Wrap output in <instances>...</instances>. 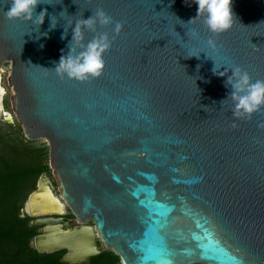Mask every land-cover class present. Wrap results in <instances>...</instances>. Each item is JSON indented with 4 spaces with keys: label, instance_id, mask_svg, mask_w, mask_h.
<instances>
[{
    "label": "water",
    "instance_id": "obj_1",
    "mask_svg": "<svg viewBox=\"0 0 264 264\" xmlns=\"http://www.w3.org/2000/svg\"><path fill=\"white\" fill-rule=\"evenodd\" d=\"M9 3L0 0V63L11 62L27 137L49 140L61 193L42 176L26 201L43 225L36 249L67 248L76 263L99 253V236L123 264H263L264 107L234 118L212 68L264 80V0H233L237 22L219 35L202 18L179 24L196 15L190 0H42L37 13L67 12L52 31L46 17L39 38L37 25L5 17ZM98 9L123 26L85 31V43L104 32L112 41L101 75L61 78L51 68L68 51L63 22ZM67 207L74 224L95 226L63 228Z\"/></svg>",
    "mask_w": 264,
    "mask_h": 264
},
{
    "label": "clouds",
    "instance_id": "obj_2",
    "mask_svg": "<svg viewBox=\"0 0 264 264\" xmlns=\"http://www.w3.org/2000/svg\"><path fill=\"white\" fill-rule=\"evenodd\" d=\"M41 3L42 0H10L4 15L10 20L21 19L37 25V38L39 36H47L48 31L57 28L58 24L63 20L62 14L67 11H61L58 15L61 19L54 20L57 15L49 16L47 8H42L38 13L36 12L37 6ZM190 3H194L197 6L196 15L187 22L176 17L182 26L202 18V22L208 31L213 35H219L230 30L234 23L237 22L232 9L233 0H190ZM46 17L49 18V28L48 31L41 33L40 28L44 24ZM97 25L102 27L112 25V31L116 34H119L123 27L118 21L113 24L112 17L103 9H98L95 14H92L87 19L81 18L63 22L61 39L67 38L69 30H71V39L67 44L68 51L65 53L62 50L59 60L54 62V67L51 68L58 76L85 81L89 77L95 78L101 75L104 68L103 55L111 47L112 41L108 33L104 32L94 36L85 43V31L95 32ZM208 43L214 47L213 40L209 39ZM185 57L199 58L200 53L199 55L191 54ZM222 66H217L214 61L212 68L214 75L226 77L224 87L230 89L228 95L220 101L221 106L230 100L234 118H250L253 113L264 107V80L253 82L248 72L238 66L231 68L226 66L223 71H220ZM229 70H231V75L228 74Z\"/></svg>",
    "mask_w": 264,
    "mask_h": 264
},
{
    "label": "rangeland",
    "instance_id": "obj_3",
    "mask_svg": "<svg viewBox=\"0 0 264 264\" xmlns=\"http://www.w3.org/2000/svg\"><path fill=\"white\" fill-rule=\"evenodd\" d=\"M11 72L12 67L10 61L0 63L1 83L5 89L3 101L6 110V112L0 113V169L5 171V168L8 167L9 169L17 170L18 172H34L22 181L21 190H18L14 196H6V198L3 199V203L5 204L4 214L8 217L13 209V211H16L20 217L25 218V220L29 222V229L23 227L24 223H15L16 233L23 234V232L35 231L36 234H38L41 232L42 225L34 224V218L25 213L24 207L26 201L30 194L38 187L42 176H45L50 180V184L58 196H60L61 193L51 164V146L49 140L46 138H28L23 125L19 122L17 115L14 112L12 105L14 89L9 80ZM4 187H0V200L3 197L2 195H6ZM67 210L68 213L64 216L66 217V215L72 214V217H69L74 218V222L76 218L75 215L69 207H67ZM9 223V221H6V223L2 225V228L7 229ZM87 224L95 225V222L90 221ZM35 235H30L29 237L27 235L25 236L29 241L30 248L35 247ZM11 242H8L6 246L13 247ZM120 263L121 262H119V264Z\"/></svg>",
    "mask_w": 264,
    "mask_h": 264
},
{
    "label": "trees",
    "instance_id": "obj_4",
    "mask_svg": "<svg viewBox=\"0 0 264 264\" xmlns=\"http://www.w3.org/2000/svg\"><path fill=\"white\" fill-rule=\"evenodd\" d=\"M34 171H21L5 168L0 169V187H4L6 195H2L0 200V264H68L63 260L61 254L58 253H39L33 247L30 248L29 241L25 238L27 235H35V231L16 233L15 223H24L23 227L29 229V222L25 218L20 217L16 211L11 210L7 217L5 212V204L3 199L6 196H14V194L22 189V181L30 176ZM9 221L7 229H3L2 225ZM12 241V242H11ZM11 242L13 247H7L6 244Z\"/></svg>",
    "mask_w": 264,
    "mask_h": 264
},
{
    "label": "flooded vegetation",
    "instance_id": "obj_5",
    "mask_svg": "<svg viewBox=\"0 0 264 264\" xmlns=\"http://www.w3.org/2000/svg\"><path fill=\"white\" fill-rule=\"evenodd\" d=\"M67 213H68V210H66V214ZM71 215H66V217L64 216V220L62 221L63 228L73 230L74 228L78 229V228H81V227H84V226H87V225L90 226V224H87V223L86 224L81 223L80 225L74 224L73 223V219L74 218H71L72 217ZM69 216H71V217H69ZM91 226H95V225H91ZM42 227H43V225L41 226V232L40 233H42ZM40 233L36 234L35 236L39 235ZM96 240H97V245H98V247L100 249L99 253L90 255L87 259H85L83 261H79V262H76V263H72L70 261H66L65 260V255L69 251L67 248H63V249H60V250H57V251H54V252H51V253H58L59 252L61 254L63 260L66 261L68 264H119V262H121L120 264H123L122 261H121L120 255L115 251L114 248H106L102 244L99 236H97ZM45 253H48V252H45Z\"/></svg>",
    "mask_w": 264,
    "mask_h": 264
},
{
    "label": "bare ground",
    "instance_id": "obj_6",
    "mask_svg": "<svg viewBox=\"0 0 264 264\" xmlns=\"http://www.w3.org/2000/svg\"><path fill=\"white\" fill-rule=\"evenodd\" d=\"M4 94H5V89H4V87L2 86V83H1V73H0V113L4 112L3 105H2V102H3V99H4Z\"/></svg>",
    "mask_w": 264,
    "mask_h": 264
}]
</instances>
